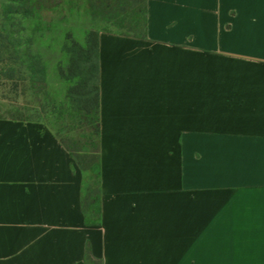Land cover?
Masks as SVG:
<instances>
[{
	"label": "crops",
	"instance_id": "crops-1",
	"mask_svg": "<svg viewBox=\"0 0 264 264\" xmlns=\"http://www.w3.org/2000/svg\"><path fill=\"white\" fill-rule=\"evenodd\" d=\"M140 4L99 30L97 221L60 137L0 117V264H264V0Z\"/></svg>",
	"mask_w": 264,
	"mask_h": 264
},
{
	"label": "rangeland",
	"instance_id": "rangeland-1",
	"mask_svg": "<svg viewBox=\"0 0 264 264\" xmlns=\"http://www.w3.org/2000/svg\"><path fill=\"white\" fill-rule=\"evenodd\" d=\"M132 1L0 0V117L50 127L86 169L96 168L97 116L73 106L58 67L69 36L83 43L91 28L141 34L128 21Z\"/></svg>",
	"mask_w": 264,
	"mask_h": 264
},
{
	"label": "trees",
	"instance_id": "trees-1",
	"mask_svg": "<svg viewBox=\"0 0 264 264\" xmlns=\"http://www.w3.org/2000/svg\"><path fill=\"white\" fill-rule=\"evenodd\" d=\"M118 1V0H115ZM141 0H133L128 21L133 22L136 28L143 30L144 22L142 17ZM122 9L123 6H121ZM115 20V18H113ZM142 34V32H141ZM138 34V35H141ZM66 61L64 66L58 67L60 75L70 82L67 96L73 106L88 114L97 116L98 128L96 135L100 143V98H99V29L91 28L87 30L84 42H78L69 36L64 44ZM22 120V119H18ZM26 121V120H24ZM32 121V120H27ZM83 165V164H82ZM84 169L83 178V198L84 209L89 221H97L98 197L100 194V163L99 157L96 168L91 164L89 169Z\"/></svg>",
	"mask_w": 264,
	"mask_h": 264
}]
</instances>
